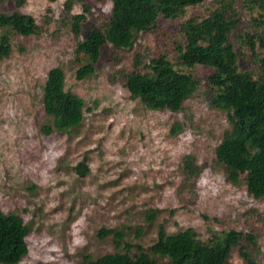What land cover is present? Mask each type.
I'll use <instances>...</instances> for the list:
<instances>
[{
	"label": "rangeland",
	"instance_id": "374dc122",
	"mask_svg": "<svg viewBox=\"0 0 264 264\" xmlns=\"http://www.w3.org/2000/svg\"><path fill=\"white\" fill-rule=\"evenodd\" d=\"M21 1L0 0V14L28 15L40 28L38 35L12 36L10 54L0 61V211L18 215L29 229L27 253L17 264H79L113 253V237L103 233L109 230L120 233L122 243L146 249L159 225L167 234L191 228L201 241L229 230L249 235L245 251L264 264V199L250 197L242 182L227 183L213 163L230 125L208 104L211 69L190 70L199 86L176 113L147 110L123 87L122 75L150 59L174 62L175 46L182 43L179 23L201 20L212 0L188 8L184 18L157 19L137 33L131 49L105 46L94 73L82 80L74 77L76 44L88 30L102 28L109 0H72L67 18L65 0ZM227 1L239 18L229 40L240 67L253 68L247 46L236 37L251 33L253 22L240 0ZM79 14L84 21L74 37L69 17ZM54 67L64 74V89L82 99L83 120L71 132L44 135L41 88ZM185 156L200 169L193 178L182 171ZM78 164L87 167L85 176L77 174ZM227 264H243L237 248Z\"/></svg>",
	"mask_w": 264,
	"mask_h": 264
},
{
	"label": "trees",
	"instance_id": "16d2710c",
	"mask_svg": "<svg viewBox=\"0 0 264 264\" xmlns=\"http://www.w3.org/2000/svg\"><path fill=\"white\" fill-rule=\"evenodd\" d=\"M15 1L18 6L22 2ZM204 1L109 0L110 12L102 28L88 30L76 44L74 55L79 67L74 73L75 79L82 80L94 73L105 46L109 45L112 50L131 49L137 33L151 29L157 19L184 18L188 8ZM212 2L213 9L201 20L187 18L179 23L182 43L175 46L174 62L163 56L150 59L141 70L134 67L122 75L123 87L131 99L147 110L176 113L199 86L190 70L195 66L209 67L211 72L205 78L208 104L223 112L230 125L214 148L213 163L227 183L242 182L250 197L264 199V0H240L242 10L253 22V31L236 37L247 46L253 68L240 67L229 40L230 35L236 34L239 21L233 3ZM63 6L67 18L72 0H65ZM69 20L71 32L77 37L84 15H74ZM39 33L40 28L28 15L0 14V61L10 54L12 36ZM40 103L47 118L40 128L44 135L71 132L83 120L84 103L64 89V74L58 67L47 71ZM194 161L191 156L183 158L182 171L186 177L198 175L200 169ZM76 171L79 176L88 172L82 164L77 165ZM152 214L147 218L148 224L153 220ZM28 231L18 215L0 211V264L21 261L27 253ZM103 233L112 235L115 252L93 260L84 258L79 264H227L233 248L238 249L243 264H256L243 247L244 242H252L251 236L233 230L220 235L212 233L201 241L191 228L167 234L159 225L155 241L146 249L122 243L120 233L113 230Z\"/></svg>",
	"mask_w": 264,
	"mask_h": 264
}]
</instances>
